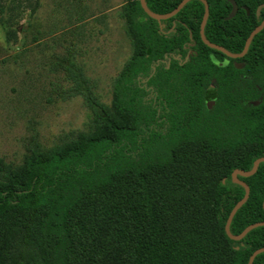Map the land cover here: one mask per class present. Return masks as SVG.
I'll return each mask as SVG.
<instances>
[{
	"label": "trees",
	"instance_id": "16d2710c",
	"mask_svg": "<svg viewBox=\"0 0 264 264\" xmlns=\"http://www.w3.org/2000/svg\"><path fill=\"white\" fill-rule=\"evenodd\" d=\"M179 1L146 0L156 12ZM207 1L205 36L241 51L264 0H235L231 17L229 0ZM11 9L0 2L7 39ZM203 12L188 0L158 20L140 0L122 4L132 51L111 104L87 87L89 130L0 167V264H247L264 246V224L240 239L225 231L245 191L232 171L264 155V26L232 57L202 40ZM238 177L250 191L233 233L264 220V160Z\"/></svg>",
	"mask_w": 264,
	"mask_h": 264
},
{
	"label": "rangeland",
	"instance_id": "374dc122",
	"mask_svg": "<svg viewBox=\"0 0 264 264\" xmlns=\"http://www.w3.org/2000/svg\"><path fill=\"white\" fill-rule=\"evenodd\" d=\"M125 1L0 0L12 7L14 31L7 39L0 23V167L21 164L34 145L47 149L89 130L96 111L87 87L111 104L132 51Z\"/></svg>",
	"mask_w": 264,
	"mask_h": 264
},
{
	"label": "water",
	"instance_id": "95a60500",
	"mask_svg": "<svg viewBox=\"0 0 264 264\" xmlns=\"http://www.w3.org/2000/svg\"><path fill=\"white\" fill-rule=\"evenodd\" d=\"M188 0H180L178 2V4L172 8L171 10L167 11V12H156L152 9H150V7L147 5V2L146 0H140L141 2V5L142 7L144 8V10L152 17L160 20L162 18H167L169 16H172L174 15ZM203 3H204V12H203V16H202V20H201V23H200V36L202 38V40L208 44L209 46L211 47H215L223 52H225L227 55L229 56H232V57H238V56H242L245 54V52L247 51L248 49V46H249V43L252 39V37L254 36L255 33H257L263 26H264V17L262 18V20L250 31V33L248 34L246 40H245V43H244V46L242 48L241 51L239 52H233V51H230L229 49H227L225 46L219 44V43H216V42H213L211 40H209L205 34H204V25H205V22L207 20V17H208V14H209V4H208V1L207 0H202ZM231 3H232V8L229 12V14L227 15V17H231L232 15H234L235 11L237 10V4H236V1L235 0H229ZM264 6V2L260 3L258 6H257V14L260 12V9L261 7ZM254 102H257V100H255ZM264 160V155L262 156H259L257 158H255V160L253 161V164L251 166V168L249 169H242V168H235L233 171H232V178L234 181H237L239 183H241L244 188H245V191H244V194L242 195V197L240 199H238L236 201V203L233 205V207L231 208L229 214H228V217H227V220H226V223H225V231L226 233L228 234L229 237L233 238V239H240L241 237H243L252 227H255L257 225H260V224H264V220H259V221H255V222H251L249 224H247L240 232L238 233H233L231 230H230V222H231V219L234 215V213L236 212V210L238 209L239 206H241L243 204V202L246 201V199L248 198V195H249V191H250V188H249V185L248 183L243 180V179H240L238 177V174H241L243 176H248V175H251L252 173H254L259 165V163L261 161ZM263 206H264V200H263ZM264 250V246H260V247H257L256 249H254L250 256H249V259H248V262L247 264H252L253 263V260H254V257L257 253H259L260 251H263Z\"/></svg>",
	"mask_w": 264,
	"mask_h": 264
},
{
	"label": "flooded vegetation",
	"instance_id": "af4514ba",
	"mask_svg": "<svg viewBox=\"0 0 264 264\" xmlns=\"http://www.w3.org/2000/svg\"><path fill=\"white\" fill-rule=\"evenodd\" d=\"M237 65H238V66H241V63L238 62Z\"/></svg>",
	"mask_w": 264,
	"mask_h": 264
}]
</instances>
